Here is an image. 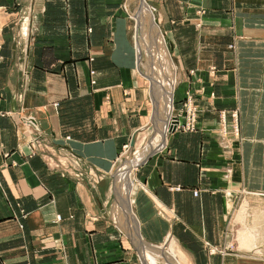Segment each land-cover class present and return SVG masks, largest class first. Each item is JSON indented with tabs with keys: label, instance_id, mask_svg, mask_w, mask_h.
Segmentation results:
<instances>
[{
	"label": "crops",
	"instance_id": "1",
	"mask_svg": "<svg viewBox=\"0 0 264 264\" xmlns=\"http://www.w3.org/2000/svg\"><path fill=\"white\" fill-rule=\"evenodd\" d=\"M187 91L197 128L170 130ZM241 193L264 198V0H0V264H140L121 228L144 264H264L233 247Z\"/></svg>",
	"mask_w": 264,
	"mask_h": 264
},
{
	"label": "rangeland",
	"instance_id": "2",
	"mask_svg": "<svg viewBox=\"0 0 264 264\" xmlns=\"http://www.w3.org/2000/svg\"><path fill=\"white\" fill-rule=\"evenodd\" d=\"M148 1L150 2V0H148ZM131 5H132V7H134V2ZM125 8H126L127 11H129L127 9L126 5H125ZM130 16L132 18L133 24L135 25V23H136L135 18L131 15V13H130ZM168 42H169V39H168ZM169 47H170V51H171V53L173 55V58H174L175 62L178 65V71H179V61L177 60V58L175 57V55L173 53V50H172V48L170 46V42H169ZM170 59H171V57H170ZM141 70L143 71V73H144V75L146 77L147 84L151 85L149 78L146 76V74L144 72L145 71L144 67L141 66ZM195 98H196V95L193 92L187 91L185 99H184L183 102H181L180 104H176L174 102V110H173V115L174 116H173V120H195V121H193L195 126L192 129H188V128L184 129L183 127H181L184 130H189L190 131V130H195L197 128V120H198V117H199L200 107H199L198 103H196V99ZM150 102H151L152 106L154 107L153 101H152L151 98H150ZM152 112H153V110H152ZM224 113H226V111L225 110H221V112H220L221 120H226ZM235 113H236V110L232 112V115H233V118H234L233 120H237L238 119V117L235 116ZM29 119L30 120L31 119L35 120V117L33 115H30ZM235 122L236 123L233 126V132H234L233 134L238 135L239 134L238 120L235 121ZM171 125H175V128H176V124H171ZM147 128H145V130L142 131L138 142H140L142 140L145 141L147 139V136H148V133H147L148 129ZM170 130H173V129H170ZM134 147H136V145H134ZM127 149L130 150L132 148L129 147ZM127 149L123 151L122 155L119 157V159L115 163L114 168L108 174V183L111 184V182H112V184H114V187L112 188L113 193H112V196H111V199H110V202H109V210H110L111 213H113L115 205H116V202H117L116 184L114 182V174H112V172H114V169L117 168V166L120 164V162H122V161H124L126 159V153L125 152L127 151ZM135 172H136V169H135ZM245 204L250 206V207H248L249 208L248 215H250V217L248 218V220L245 223H243L242 221H238L237 217H238V215L241 214V210L245 206ZM233 207H234L233 211L232 212L229 211L230 212L229 213L230 214V222L232 223L229 231H230V234H231V238L233 240V244H234V241L236 243V241L238 239L237 235H238L239 230L242 232V229H240V228H246V229L250 230L252 228H256L257 227V228H260L262 230L264 229V198H259L257 196H251V195L245 196L243 193H241L240 195H238L236 197V199L234 201V204H233ZM110 208H112V210ZM121 229L123 231V236L125 237V240L128 241L127 243L131 246V249L133 250L136 259L139 261L140 264H144L142 262V260H141L139 247L135 243H133V238L129 235V233L125 229H123V228H121ZM139 233H140V230H139ZM245 233H247V232H245ZM140 235H141V233H140ZM142 238H144V237H142ZM164 240L162 242L157 243V244H162L164 242ZM148 242H150V241H148ZM233 247L237 248V247H239V245H235L234 244ZM231 250L233 251L234 249H231ZM262 251H263V249H262Z\"/></svg>",
	"mask_w": 264,
	"mask_h": 264
},
{
	"label": "bare ground",
	"instance_id": "3",
	"mask_svg": "<svg viewBox=\"0 0 264 264\" xmlns=\"http://www.w3.org/2000/svg\"><path fill=\"white\" fill-rule=\"evenodd\" d=\"M132 157H133V154H132L130 160L132 159ZM248 207H250V206L245 204V206L242 208L241 214L238 215V217H237L238 221H242L243 223H245L247 221L248 216H250V215H248V210H249ZM240 229H242V232L239 230L238 235H237L238 239H237L236 243L234 241V244L239 245L243 250L246 249L249 252L255 251L259 254L263 253V251L260 247V245L264 242L263 230L260 228H257V227L252 228L250 230H248L246 228H240ZM245 232H247V233H245Z\"/></svg>",
	"mask_w": 264,
	"mask_h": 264
},
{
	"label": "built area",
	"instance_id": "4",
	"mask_svg": "<svg viewBox=\"0 0 264 264\" xmlns=\"http://www.w3.org/2000/svg\"><path fill=\"white\" fill-rule=\"evenodd\" d=\"M55 105H58V102H56ZM193 121H195V120H185L184 123L179 124V120H172V124H176V127H180V128L183 127L184 129H186V128L192 129L195 126V124H194ZM29 125L31 126V128L33 129V131L38 132L39 126H38V124H37V122L35 120L31 119ZM127 148H129V147H127Z\"/></svg>",
	"mask_w": 264,
	"mask_h": 264
},
{
	"label": "water",
	"instance_id": "5",
	"mask_svg": "<svg viewBox=\"0 0 264 264\" xmlns=\"http://www.w3.org/2000/svg\"><path fill=\"white\" fill-rule=\"evenodd\" d=\"M175 128V125H172L171 126V129H174ZM135 136H136V133L133 135V138L130 142V147H134V143H135ZM149 157V156H148Z\"/></svg>",
	"mask_w": 264,
	"mask_h": 264
}]
</instances>
